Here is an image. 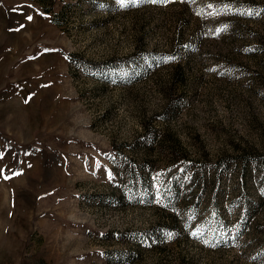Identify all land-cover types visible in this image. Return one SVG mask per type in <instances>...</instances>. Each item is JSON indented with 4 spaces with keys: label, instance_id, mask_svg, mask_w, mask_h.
<instances>
[{
    "label": "rangeland",
    "instance_id": "rangeland-1",
    "mask_svg": "<svg viewBox=\"0 0 264 264\" xmlns=\"http://www.w3.org/2000/svg\"><path fill=\"white\" fill-rule=\"evenodd\" d=\"M0 264H264V0H0Z\"/></svg>",
    "mask_w": 264,
    "mask_h": 264
},
{
    "label": "snow or ice",
    "instance_id": "snow-or-ice-1",
    "mask_svg": "<svg viewBox=\"0 0 264 264\" xmlns=\"http://www.w3.org/2000/svg\"><path fill=\"white\" fill-rule=\"evenodd\" d=\"M136 0H117V3L121 6L124 7L126 6L127 3H135ZM151 3H157V2H164V0H150ZM29 20L32 19V17H28ZM195 235V234H194Z\"/></svg>",
    "mask_w": 264,
    "mask_h": 264
}]
</instances>
